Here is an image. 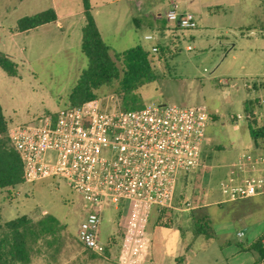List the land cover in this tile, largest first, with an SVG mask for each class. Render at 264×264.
<instances>
[{
    "label": "rangeland",
    "instance_id": "obj_1",
    "mask_svg": "<svg viewBox=\"0 0 264 264\" xmlns=\"http://www.w3.org/2000/svg\"><path fill=\"white\" fill-rule=\"evenodd\" d=\"M136 1L90 3L103 41L112 53L141 45L155 55L158 79L139 89L144 105H204L215 120L206 132L212 167L203 181L195 174L181 178L174 207L162 219L157 209L152 210L147 222L150 255L143 264L153 260L158 264H177L175 258L179 256L185 257V264H225L224 259L228 264H248L255 259L252 253L231 254L239 241L248 244L264 233V195L225 202L219 181L228 165L252 142L245 118L238 122L233 118L245 116V102L264 100V0H252L249 8L242 0H228L202 27L177 30V37L171 36L165 42L169 51L162 60L157 58L158 52L152 51L158 45V30L143 17L149 6L160 0H146L140 8ZM51 8L63 16L61 22L16 32L19 19ZM84 25L82 0H0V52L9 54L17 64L16 76L0 68V105L9 124L37 123L46 114L69 105V95L88 66L81 50ZM147 34L156 39H144ZM117 64L123 69L121 61ZM118 88L119 82L115 81L96 90L98 103L103 107L119 105ZM253 112L261 113L258 103ZM256 119L264 124L262 119ZM234 122L238 123V130ZM83 206L81 195L60 177L25 182L10 191L0 190V222L21 213L46 211L65 227L55 264H119L127 210L115 204L104 207L100 238L106 243L113 238L115 242L109 255L93 259L77 236L85 217ZM194 207L207 208L214 221V237L196 238L186 252V243L193 240ZM239 231L245 233L241 239L237 236ZM33 257L35 264L51 260L49 255L43 256L44 260Z\"/></svg>",
    "mask_w": 264,
    "mask_h": 264
},
{
    "label": "built area",
    "instance_id": "obj_2",
    "mask_svg": "<svg viewBox=\"0 0 264 264\" xmlns=\"http://www.w3.org/2000/svg\"><path fill=\"white\" fill-rule=\"evenodd\" d=\"M166 18L182 30L198 27L191 12L172 8ZM259 108L254 116L264 122V100ZM242 118L248 122L251 115L236 116ZM214 121L204 105L122 110L97 100L68 105L37 123L9 124L8 137L21 157L25 182L60 177L81 195L85 217L77 236L84 249L106 253L109 243L100 238L104 207L122 205L129 216L119 261L143 264L150 255L152 210L172 209L181 178L195 174L203 181L212 167L206 132ZM228 169L219 181L225 202L264 195V149L252 144Z\"/></svg>",
    "mask_w": 264,
    "mask_h": 264
},
{
    "label": "trees",
    "instance_id": "obj_3",
    "mask_svg": "<svg viewBox=\"0 0 264 264\" xmlns=\"http://www.w3.org/2000/svg\"><path fill=\"white\" fill-rule=\"evenodd\" d=\"M85 25L82 28L81 50L88 59L85 68L76 85L69 95V105L76 106L88 102H96V90L119 82L116 91L120 97L119 108L122 110L139 109L144 106L139 89L145 84L158 79L154 65L155 55L150 54L141 45H136L122 53H112L111 48L103 41L92 14L90 0H82ZM57 20L54 9H47L18 20L16 32H28ZM179 30H182L176 27ZM158 59L162 60L169 51L165 43H158ZM156 52V53H157ZM121 61L123 69L117 64ZM0 68L10 76H16L17 64L6 54L0 52ZM249 102L245 112L251 115L248 129L254 147L264 149V124H260L253 113L254 104ZM9 122L0 105V190H13L25 183L23 164L19 153L11 145L8 137ZM203 207V206H202ZM170 211L163 208L159 212V219ZM193 238L214 237V229L207 208H193L191 212ZM65 227L53 215L45 214L38 220H32L26 215L0 222V264H32L33 256L40 253L39 243L53 250L54 257L60 252L64 238L61 235ZM115 240L111 238L109 247L104 255H109V248ZM242 251L255 256L253 264H264V233L249 244L238 243ZM90 258L98 254L85 249ZM185 257L176 258L184 261Z\"/></svg>",
    "mask_w": 264,
    "mask_h": 264
},
{
    "label": "crops",
    "instance_id": "obj_4",
    "mask_svg": "<svg viewBox=\"0 0 264 264\" xmlns=\"http://www.w3.org/2000/svg\"><path fill=\"white\" fill-rule=\"evenodd\" d=\"M145 1L146 0H137L136 1L137 6L139 8L142 7L144 5ZM227 1L228 0H160L157 3L150 5L148 10L144 13L143 17L147 18L149 20L148 24H150L152 26H156V29L158 30V36H159L158 39H157V43H165V42L168 43V41L170 40L171 36L177 37V34H175V32L177 30L182 32V30L177 29L176 26L174 25V23H172L171 21H169L166 18V13L170 9L176 8L180 12H191V13H193L196 16V18H197L198 27H202L204 22H205V20L208 19L210 16L214 15L215 12H219V9H222L224 4ZM242 1L244 2L245 6H247L248 8L251 7V1L252 0H242ZM205 9L208 12H204ZM263 12H264V8H263ZM62 20H63V16L57 13V20L55 22H53V23L57 24V23L61 22ZM147 36H151L152 38L151 39H147L146 38ZM190 38L193 39L194 36H190ZM144 39H146V40H154L156 38H154V36L152 34H147V35H145ZM7 55L10 56L9 54H7ZM220 83L223 84V85L225 84V82H222V81H220ZM249 87H252V85H249ZM253 91L256 92L255 90H253ZM255 101L260 105L261 101H259V100H255ZM249 102L250 101L245 102L244 105L246 106ZM251 102H253V101H251ZM245 106H244V108H245ZM233 119L236 120V117H234ZM234 128L236 130L239 129L238 123L234 122ZM252 144L253 143L250 142L247 147L251 146ZM216 146H219V145H216ZM228 172H229V169L227 168L226 170L223 171V175L222 176L223 177L226 176ZM250 199H252V198H250ZM45 214H47L46 211H43L41 213L27 212V213L18 214L16 217L21 216V215H26L27 217H29L32 220H38L41 217H43ZM16 217H13L12 219H14ZM6 221H8V220H6ZM240 232H243V231H239L238 233H240ZM243 234L244 235L242 237H239L238 234H237L238 238H240V239L243 238L245 236V233L243 232ZM262 234L263 233L256 235L252 241H254L256 238H258ZM110 240L111 239L109 238V241ZM194 240L195 239L193 238V240L191 242L186 243V247H185V251L186 252H188V250L191 248ZM109 241L107 243H109ZM251 242H249V243H251ZM238 243H243V242L239 241ZM238 243L236 244V246H234L235 247L234 249H236V250L231 254L232 257L235 256V255L236 256H240V254L242 252H244V253L247 252V251H242L240 249ZM226 246H228V247L231 246V243H226ZM38 247H41L42 251L40 253L34 255V256H37L35 260H41L43 256L46 257V255H49L51 260L48 261V262L46 261V264H55L56 263L55 262L57 260V259H55L56 255L54 257L51 256V252H50L51 249L50 248L44 246L42 243H39ZM109 249H111V247ZM40 256H41V258H40ZM179 257H181V256H179ZM176 258H178V257H176ZM176 258H175V261H176ZM42 260H44V258ZM45 260H46V258H45ZM150 261H151V259H149L148 262H150ZM224 261H225V264H228V263H226V259H224ZM254 261H255V259L254 260L251 259L248 264H253ZM179 262L181 264H185V260L184 261H179ZM118 263L121 264L119 260H118ZM176 263L179 264L178 261H176ZM32 264H35V262H33V259H32ZM151 264H158V263L153 260L151 262ZM229 264H236V262L231 261V262H229Z\"/></svg>",
    "mask_w": 264,
    "mask_h": 264
}]
</instances>
